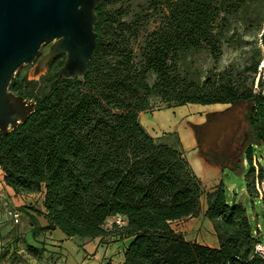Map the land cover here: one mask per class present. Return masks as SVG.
<instances>
[{
    "label": "trees",
    "instance_id": "1",
    "mask_svg": "<svg viewBox=\"0 0 264 264\" xmlns=\"http://www.w3.org/2000/svg\"><path fill=\"white\" fill-rule=\"evenodd\" d=\"M94 10L96 43L84 77L59 75L62 54L38 79L12 78L9 89L35 106L0 132L4 183L16 193H42L41 231L129 237L123 264H264L244 205L228 201L221 184L206 189L183 152L157 141L139 121L157 106L244 104L253 143H264V94L254 89L262 57L242 70L201 73L193 64L197 53L216 60L224 45L261 30L264 0H97ZM192 126L197 135L199 126ZM248 148L245 181L254 194ZM202 197L217 247L186 240L170 226L197 216ZM114 216L123 223L113 221L109 231L105 222Z\"/></svg>",
    "mask_w": 264,
    "mask_h": 264
},
{
    "label": "water",
    "instance_id": "2",
    "mask_svg": "<svg viewBox=\"0 0 264 264\" xmlns=\"http://www.w3.org/2000/svg\"><path fill=\"white\" fill-rule=\"evenodd\" d=\"M96 3L97 0H0L1 133L24 121L35 106L33 99L9 89L19 67L36 59L32 75L39 76L52 58L63 54L59 75L66 79L85 76L96 43ZM259 37L264 49V23ZM45 43L49 46L38 56ZM224 129L223 124H216L214 141Z\"/></svg>",
    "mask_w": 264,
    "mask_h": 264
},
{
    "label": "rangeland",
    "instance_id": "3",
    "mask_svg": "<svg viewBox=\"0 0 264 264\" xmlns=\"http://www.w3.org/2000/svg\"><path fill=\"white\" fill-rule=\"evenodd\" d=\"M136 1H140V0H136ZM108 7H113V6H108ZM260 32L261 30H255L252 31L251 33H245L243 35V41L237 44H233L230 46H226L224 45L222 48V52L221 55L218 59H213L211 58L206 52H199L196 54L195 56V61H194V65H196L197 67H199L201 73L206 72L209 69L214 68V70H221L222 68H225L227 66H233L239 70H242L247 64H250L252 61H254L255 59H257L258 57H264V49L260 43ZM49 46V43H45L41 46L40 51L38 56L43 53L47 47ZM262 60V59H261ZM36 59L33 60L32 63H27L22 65L21 67H19L16 71V74H21V75H25L27 79H38L40 77L41 74L46 73L48 71V67L46 66L44 68L43 73H41L39 76H33L32 75V69L35 65ZM261 62V61H260ZM259 62V65H260ZM259 65H257V71L254 75V89L256 91V77L259 74V82H258V88L260 89V94L264 93V68H262L259 71ZM154 76H152L149 79V83H152ZM261 82V84H259ZM32 99V98H29ZM192 104V105H191ZM227 105V104H226ZM225 103H211V104H197V103H186V104H182V105H176L171 107V113H182L183 114H187L188 112L191 113L190 117L191 119V123H197L196 121H194V118H199V112H196L194 109L195 107H203L204 110H212L210 111L208 114L210 115L211 113H213V111L215 110H221L224 107H226ZM238 106V113L240 114V119H241V125H240V132H239V139L242 140V143L244 145V150L243 152L240 154L238 160L235 163V160L233 161L234 164L236 165V167H230L228 165H226L225 163L222 162L225 161V156H221L218 157V159L213 158L212 156H210L209 154L201 151L202 149L200 148V146H198V148L196 149L197 153L200 155L199 157H201L204 160L205 164H201L198 162H193L191 161V158L189 155H186V151L181 150L179 147V142L176 138L166 135V136H162L163 133L158 132L159 135H161L160 138L155 137V139L159 142H163V143H167L170 144L176 148H178L179 150H181L183 153H185V159L188 162L189 166L191 167L193 173L196 175V177H198L200 179V181L202 182V185L206 188V189H210L211 187L221 184L226 198L228 201H239L241 202L244 207L246 208V213L251 225V228L253 230V233L255 235V237H257L262 243H264V202L262 201L264 199V197L262 199H259L257 196H255V192L253 193H248L247 192V188H246V181H245V174L250 170V163L248 162L247 159V153L249 152V148L248 146L251 143V159H252V155L257 159V162L259 163V165H261L264 168V143L261 142H255L254 139H252L249 135V125L248 122L245 118H243V114L245 112V105L244 104H240L237 105ZM161 108V107H160ZM155 113V115H159L158 117H160V119L164 120V113H169L166 112L163 109H159V106H157L155 109H153ZM207 114V115H208ZM169 115H172L169 113ZM205 115V113H204ZM207 117V116H206ZM162 121V120H161ZM146 130V129H145ZM147 131V130H146ZM150 134H153L154 131L149 130L147 131ZM153 132V133H152ZM163 137V138H162ZM201 149V150H200ZM247 151V153H246ZM193 162V163H192ZM230 164V163H229ZM233 164V163H232ZM253 173L251 174L250 177H252ZM32 200L35 203L37 202V200H35V196H31ZM203 202V206H202V210H204L205 208V203H204V198H201V203ZM201 217H199L200 219V223L199 226L197 228V230H200V233H203L205 236L209 235L210 232V228H208L207 223L204 221H207L208 219L203 215L202 213L199 215ZM203 217L205 220H203ZM186 220V219H185ZM117 223H122V221L120 220V218L115 220ZM209 221V220H208ZM17 223V222H14ZM19 225V222L16 224ZM170 226L177 232L179 229V224L174 221H172L170 223ZM192 229L188 232L184 231V234L187 235L186 238L188 239H196L197 238V231L194 229V227H191ZM57 230H55L54 233L51 232V236L49 235V237L52 238V241L46 239L45 243H47V246L45 243H40L38 241V245L34 246L37 248H47L48 251H50L49 253H56L58 252V247L59 249L63 252V254L65 255V258L68 260L66 263L70 264L71 261H73V257L75 256L74 253H78V249H79V253L82 252V248L85 247L84 251H88L90 252V257L86 258V260L82 263V264H100L99 262H101V258H103V252L105 250L104 244H102L101 242H99L98 237L99 236H95V237H83V236H71V237H76L77 239H79L78 241L76 240H72L74 241V243L76 245H79L78 249L76 248L77 251L71 249L70 244H66L64 242L60 244V242H58V231H61L60 229L56 228ZM194 230H195V234H194ZM45 231V230H44ZM44 231H41L38 229V227L36 228H31V235L32 236H37V239L40 238V240L42 239L41 235ZM20 232V231H19ZM50 232V231H48ZM21 234H23V232H20ZM6 233L2 232V230H0V240H5L8 238V236H5ZM195 235V236H194ZM56 237V238H55ZM87 240V243L82 244V240ZM55 241V242H54ZM49 242L53 243L51 246L49 244ZM65 249V251L63 249L60 248V246H62ZM4 244H1L0 247V251H7V249H5L6 247H3ZM89 246V248L86 246ZM29 252H31L30 250H28ZM62 252H59L62 254ZM24 253V252H23ZM18 254V253H17ZM31 254H33L31 252ZM54 254L52 255V260H53V264H56L58 261L56 260H60V258H62L63 256ZM20 255V260L16 261V258H14L12 260V258H10V260L8 261L7 264H30V262H28L27 260H24L25 258H27L26 256H23L21 254ZM41 255V254H40ZM39 255V256H40ZM33 256V255H32ZM39 256H36L39 258ZM12 257V256H10ZM18 258V257H17ZM42 259V258H40ZM105 259V258H104ZM103 259V260H104ZM105 262V261H104ZM32 264V263H31Z\"/></svg>",
    "mask_w": 264,
    "mask_h": 264
},
{
    "label": "crops",
    "instance_id": "4",
    "mask_svg": "<svg viewBox=\"0 0 264 264\" xmlns=\"http://www.w3.org/2000/svg\"><path fill=\"white\" fill-rule=\"evenodd\" d=\"M171 107L173 106L159 108V109H163L166 112H169L170 114H172V115H169V113H164V116H163L164 120L160 119V117H158L159 115H155V113H153L154 110H151V111L142 112L139 115V121L147 131L149 130L154 131V133L152 132L153 134L149 133L152 137L160 138L161 135H159L158 132H161L163 133L162 135L163 137L166 135H169V136L176 138L179 142L180 149L184 151L187 150L185 153L186 155L190 156L191 161L205 164L204 160L201 157H199L200 155L196 151L199 144H198L197 135L192 125H199L203 123L207 114L212 110H204L203 107L192 108L196 112H199V118L198 120L197 118H194V121H196L197 123H194V122L191 123L190 121L192 118L190 117L191 115L190 112H188L187 114H183V115L182 113H179V112L176 114L173 112L171 113ZM185 153H183V155H185ZM31 196L33 197L35 196L36 198L35 200H37L36 203L34 201H31L32 200ZM42 198L43 196L41 192L16 193L10 186L4 183L3 173H2V170L0 169V230L6 233L5 236H8L7 239L2 240V241L0 240V247H1V244H4L3 247H6L5 249H7V251L5 250L3 252L0 251V264H7L10 258H12V260L16 258V261H19L20 260L19 254L26 256L27 258H25L24 260H27L28 262H30V264L31 263L32 264H53L52 255L61 254L59 252H62V251L59 249V247H58V252L56 253H52V252L49 253L50 251H48L47 248H42V253L38 258L36 257V255L31 254V252H29L26 249V244L36 246L38 245V241L40 243L42 242L45 243L46 239L52 241V238L49 237V235L51 236L52 235L51 232L54 233L55 230H57V229L45 230L41 235L42 236L41 240L40 238L37 239V236L34 237L31 235V228H35L36 223H39V225H45L47 223L43 215L44 207L42 204ZM202 206H203V202L201 203L200 213L197 216L180 218V219L174 220V222L175 223L177 222L179 224L180 227L178 231H180L184 239L190 240L186 238L187 235L184 234V231L188 232L192 229L191 227H194V229L197 231L198 236L196 239H191L190 241H196L198 243L205 244L211 247H217L218 238L215 234V231L212 227L210 220L207 217L206 218L209 221L207 220L204 222L207 223V226L208 228H210L211 233L205 236L203 233L199 232L200 230H197L199 223H200L199 217H201L199 215L202 213V216H203L205 208H206L205 206L204 210H202ZM14 211L20 212V216L18 220L19 225H16L18 222L14 223L13 221L12 212ZM118 218H120V220L123 223V219L120 216H114L106 220L105 227L110 231L113 225V221H115ZM203 220H205L204 217H203ZM195 230H194V234H195ZM19 231L20 232L22 231L23 234H21ZM57 234L59 236L58 242H60V244L61 243L64 244V242L66 244H70L71 249L77 251L76 248L78 249L79 245H76L74 241L72 240L78 241L79 239H77L76 237H67L62 231H58ZM98 239H99V242L104 244V247H105V250L103 252V258H101V262L99 263L100 264H123L124 250L127 244L129 243L130 238L119 236L115 232L111 231L110 233L104 236H99ZM81 242L82 244H85L87 243V240L83 239ZM45 244L47 246V243ZM49 244L51 246L53 243L49 242ZM63 244L62 246H60V248L65 251ZM87 247L89 248L88 245L86 246V248ZM84 248L85 247L81 249L82 250L81 253H79V249H78V253H74L75 256L73 257V261H71L70 264H82L86 260V258L90 257L91 253L88 252L87 250L84 251L85 250ZM63 255L64 254L62 252L61 256ZM56 261H58L56 264H67L66 262L68 260L65 258V255H64L62 258H60V260H56Z\"/></svg>",
    "mask_w": 264,
    "mask_h": 264
},
{
    "label": "flooded vegetation",
    "instance_id": "5",
    "mask_svg": "<svg viewBox=\"0 0 264 264\" xmlns=\"http://www.w3.org/2000/svg\"><path fill=\"white\" fill-rule=\"evenodd\" d=\"M245 116L246 111L243 114V118ZM240 122V114L236 105L227 104L223 109L216 110L210 115L208 114L204 122L197 125L199 126L197 137L200 148L212 157L225 156L224 163L228 166L234 165L233 161L235 160L236 163L240 154L245 149L238 135L240 132ZM216 124H223L225 129L221 132L218 139L214 141L213 132L215 131ZM206 139L208 142H206Z\"/></svg>",
    "mask_w": 264,
    "mask_h": 264
},
{
    "label": "built area",
    "instance_id": "6",
    "mask_svg": "<svg viewBox=\"0 0 264 264\" xmlns=\"http://www.w3.org/2000/svg\"><path fill=\"white\" fill-rule=\"evenodd\" d=\"M259 71L261 70V67L259 65ZM258 80H259V74L256 77V92L259 90L258 88ZM264 94V93H263ZM252 164L254 167V174L252 178V187L255 192V196H257L259 199H262L264 197V168L259 165L257 162V159L252 155ZM13 215V221L18 222L20 212L14 211L12 212ZM254 251L264 257V243L261 241H256L254 243Z\"/></svg>",
    "mask_w": 264,
    "mask_h": 264
},
{
    "label": "bare ground",
    "instance_id": "7",
    "mask_svg": "<svg viewBox=\"0 0 264 264\" xmlns=\"http://www.w3.org/2000/svg\"><path fill=\"white\" fill-rule=\"evenodd\" d=\"M260 67L261 69L264 68V57L262 58L261 62H260ZM192 105V104H191Z\"/></svg>",
    "mask_w": 264,
    "mask_h": 264
}]
</instances>
